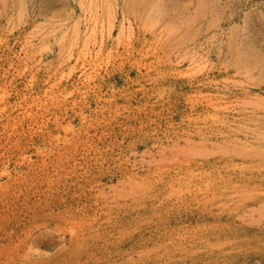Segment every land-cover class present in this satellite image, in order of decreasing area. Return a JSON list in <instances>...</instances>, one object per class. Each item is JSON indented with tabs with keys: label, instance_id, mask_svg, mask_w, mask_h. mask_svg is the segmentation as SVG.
<instances>
[{
	"label": "rangeland",
	"instance_id": "374dc122",
	"mask_svg": "<svg viewBox=\"0 0 264 264\" xmlns=\"http://www.w3.org/2000/svg\"><path fill=\"white\" fill-rule=\"evenodd\" d=\"M0 264H264V0H0Z\"/></svg>",
	"mask_w": 264,
	"mask_h": 264
},
{
	"label": "bare ground",
	"instance_id": "6f19581e",
	"mask_svg": "<svg viewBox=\"0 0 264 264\" xmlns=\"http://www.w3.org/2000/svg\"><path fill=\"white\" fill-rule=\"evenodd\" d=\"M238 148V147H237ZM238 151V150H237ZM257 153V152H256ZM262 210V209H261ZM259 213V212H258ZM263 215V214H262ZM261 216V215H260ZM243 230V229H242ZM244 231V230H243Z\"/></svg>",
	"mask_w": 264,
	"mask_h": 264
}]
</instances>
